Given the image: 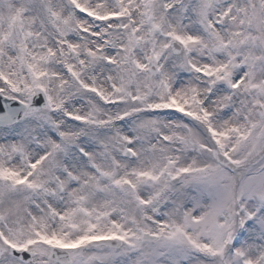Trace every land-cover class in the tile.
<instances>
[{
  "label": "snow or ice",
  "instance_id": "1",
  "mask_svg": "<svg viewBox=\"0 0 264 264\" xmlns=\"http://www.w3.org/2000/svg\"><path fill=\"white\" fill-rule=\"evenodd\" d=\"M0 264H264V0H0Z\"/></svg>",
  "mask_w": 264,
  "mask_h": 264
}]
</instances>
